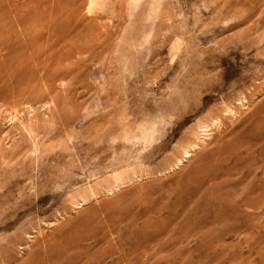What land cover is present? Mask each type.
I'll return each mask as SVG.
<instances>
[{"label": "rangeland", "instance_id": "obj_1", "mask_svg": "<svg viewBox=\"0 0 264 264\" xmlns=\"http://www.w3.org/2000/svg\"><path fill=\"white\" fill-rule=\"evenodd\" d=\"M0 264H264V0H0Z\"/></svg>", "mask_w": 264, "mask_h": 264}]
</instances>
